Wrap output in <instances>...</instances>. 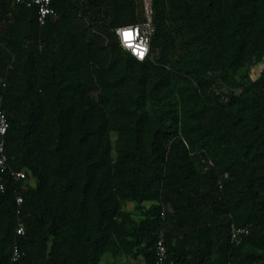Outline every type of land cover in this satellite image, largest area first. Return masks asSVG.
<instances>
[{"label": "trees", "instance_id": "trees-1", "mask_svg": "<svg viewBox=\"0 0 264 264\" xmlns=\"http://www.w3.org/2000/svg\"><path fill=\"white\" fill-rule=\"evenodd\" d=\"M53 6L42 25L0 0L7 153L26 171L0 198V264H157L161 235L177 264H264V69L248 67L264 0H152L145 60L115 33L143 0ZM234 226L250 228L239 244Z\"/></svg>", "mask_w": 264, "mask_h": 264}, {"label": "built area", "instance_id": "built-area-1", "mask_svg": "<svg viewBox=\"0 0 264 264\" xmlns=\"http://www.w3.org/2000/svg\"><path fill=\"white\" fill-rule=\"evenodd\" d=\"M17 3L25 4L29 7L34 6L37 10L38 22L44 25L48 17L55 13L53 0H15ZM144 19L140 22L130 25L119 26L115 29V33L123 46L131 55L139 60H145L151 53V43L156 27L153 22L152 0H143ZM260 71L264 69V60L258 62ZM259 71V72H260ZM10 127L9 115L2 107V98H0V198L7 188V178L21 180L26 177L25 170H15L11 168L9 156L7 153V133ZM18 212L21 211L23 197L17 196ZM250 232L249 227L234 226L232 229L231 240L239 244L243 238ZM18 234L25 233V225L19 222L17 228ZM156 262L157 264H177V262L169 256L164 236L161 235L156 242ZM21 252L18 247L15 248L12 259L19 260Z\"/></svg>", "mask_w": 264, "mask_h": 264}, {"label": "rangeland", "instance_id": "rangeland-1", "mask_svg": "<svg viewBox=\"0 0 264 264\" xmlns=\"http://www.w3.org/2000/svg\"><path fill=\"white\" fill-rule=\"evenodd\" d=\"M252 78H256L260 73V64L258 62L248 65ZM149 205L150 203H146ZM125 209L132 212L135 219H138L140 212L134 202H127L124 205ZM100 264H144L142 257L133 258L125 255L113 256L111 253H106Z\"/></svg>", "mask_w": 264, "mask_h": 264}]
</instances>
